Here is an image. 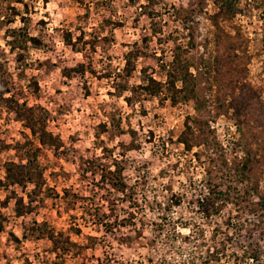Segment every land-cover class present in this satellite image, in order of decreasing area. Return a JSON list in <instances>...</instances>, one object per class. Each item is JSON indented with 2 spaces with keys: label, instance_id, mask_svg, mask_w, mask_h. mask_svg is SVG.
Returning a JSON list of instances; mask_svg holds the SVG:
<instances>
[{
  "label": "rangeland",
  "instance_id": "rangeland-1",
  "mask_svg": "<svg viewBox=\"0 0 264 264\" xmlns=\"http://www.w3.org/2000/svg\"><path fill=\"white\" fill-rule=\"evenodd\" d=\"M177 59L195 92L173 101ZM0 79L54 143L0 100V264H264V0H0ZM195 118L213 134L187 152ZM7 161L36 185L7 183Z\"/></svg>",
  "mask_w": 264,
  "mask_h": 264
},
{
  "label": "trees",
  "instance_id": "trees-1",
  "mask_svg": "<svg viewBox=\"0 0 264 264\" xmlns=\"http://www.w3.org/2000/svg\"><path fill=\"white\" fill-rule=\"evenodd\" d=\"M233 13V12H232ZM64 40L68 45L74 46V42L71 40V35L69 32H66L64 34ZM28 41L36 42L37 40L34 37H29L22 41V43H27ZM14 46L18 47L20 46L17 39L14 41ZM223 45L228 48L230 45L231 48L229 49L235 50L236 44L233 42L228 43L227 41H224ZM131 70V69H130ZM67 75L69 73H66ZM179 82L180 85L177 86L176 83ZM166 84L168 85V90L171 93L173 101H175V98L177 94L183 93V96L185 98L192 97L195 92V85H194V76L191 73L189 69V64L187 62H183L181 60H175L172 67L167 70L166 73ZM0 85H1V79H0ZM162 82L155 79L152 76H149L147 78V82L141 85V89L151 96L157 95L162 90ZM6 89H2L0 87V100L15 112V114L20 118L21 120L25 119L27 121V127L30 129L32 134L37 135L39 138V141L42 144L53 146V137L45 130V127L43 125H39L40 123L36 121L33 117V110L31 107H27L23 103L20 104L15 100H12V97H5V91ZM248 91H250V94L248 95ZM241 92L245 93L244 102L242 103L239 110L249 109L251 107L250 101L255 98L254 90L251 87H247L241 90ZM254 96L252 97V95ZM13 102V103H12ZM23 116V117H22ZM193 125L186 120L183 125V129L181 130L177 141L179 144L183 146V149L187 152H190L194 146H208L210 135L213 134V130L211 129L210 125L207 121L195 118L193 119ZM248 158V157H247ZM249 160L243 162L241 165L242 169H246L248 166ZM4 171V180L11 184V185H24L28 182L35 183L34 180L35 177V166L31 163H16L14 161H7L4 163L3 166ZM244 171L240 172V179L241 181H244L243 178ZM1 182V181H0ZM256 185H251V187H246L242 193L240 194L242 198H247L250 193H253L255 190ZM219 194L213 193L211 196L205 197V200L203 202H199V206L201 208V211L205 214L206 217H208L211 214H216L219 212L222 206V199H220ZM240 198V196H239ZM180 197L175 198V204L179 203ZM262 202H264L263 199H261L260 202L253 203L254 207H261ZM16 212L18 215L23 214V208L24 203L22 198L16 199ZM53 238L52 235L50 237ZM254 259V255L252 257Z\"/></svg>",
  "mask_w": 264,
  "mask_h": 264
}]
</instances>
